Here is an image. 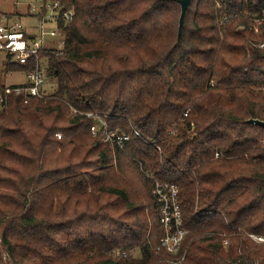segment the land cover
I'll return each mask as SVG.
<instances>
[{"label":"trees","instance_id":"1","mask_svg":"<svg viewBox=\"0 0 264 264\" xmlns=\"http://www.w3.org/2000/svg\"><path fill=\"white\" fill-rule=\"evenodd\" d=\"M41 1L71 20L39 53L54 90L0 109V264H264V0H191L178 37L177 0ZM154 180L178 188L176 255Z\"/></svg>","mask_w":264,"mask_h":264},{"label":"built area","instance_id":"2","mask_svg":"<svg viewBox=\"0 0 264 264\" xmlns=\"http://www.w3.org/2000/svg\"><path fill=\"white\" fill-rule=\"evenodd\" d=\"M29 15L35 16L37 22L35 33L26 32L20 20H10L0 11V68L9 64L25 65L29 60L34 61L31 70L24 73V80L20 83H5L0 90V109L4 108L12 95L21 96L26 103L34 97L47 95L44 86L47 76L45 58L40 52L48 49L59 50L64 42V36L59 31L60 17L67 23L71 20V12L63 11L58 2L41 1L38 5L28 6ZM264 13V12H263ZM51 23L52 26L47 25ZM257 31V29H255ZM60 38L59 46H54V40ZM257 46L264 47V38ZM96 120L90 126L91 135L100 137L114 147L122 149L135 138H140V132L133 126L129 131L109 129L102 116L86 113ZM58 138L60 135L57 136ZM148 177L151 178L150 175ZM178 188L174 184L154 180L152 195L159 204L160 223L163 236L159 239V247L170 255H176L180 249L185 231L181 228V214L177 200ZM252 238L264 242L261 237ZM183 257H174L171 264H181Z\"/></svg>","mask_w":264,"mask_h":264},{"label":"rangeland","instance_id":"3","mask_svg":"<svg viewBox=\"0 0 264 264\" xmlns=\"http://www.w3.org/2000/svg\"><path fill=\"white\" fill-rule=\"evenodd\" d=\"M41 0H0V11L5 14L7 18L13 20V13L17 18L14 20H20L22 25H24L26 32H34L29 26L36 24L37 20L35 16L29 15L28 6L29 5H38L40 4ZM7 12V13H5ZM12 12V13H9ZM20 14V15H19ZM53 24L49 23L47 26L50 27ZM60 38H56L54 40H49V42H53L54 46H59ZM1 71V68H0ZM5 83L12 84V83H19L24 80V74L20 72H11L5 75ZM55 88L54 80L49 77L47 74L44 92L46 94L51 93ZM136 254V253H135Z\"/></svg>","mask_w":264,"mask_h":264},{"label":"water","instance_id":"4","mask_svg":"<svg viewBox=\"0 0 264 264\" xmlns=\"http://www.w3.org/2000/svg\"><path fill=\"white\" fill-rule=\"evenodd\" d=\"M190 1L191 0H177V3L180 6V13H179V17H178V27H177V37L179 36L180 31L182 29L183 22H184V16H185V13L189 7ZM246 122L250 123V124L257 125V126L264 129V121H262V120L248 119Z\"/></svg>","mask_w":264,"mask_h":264},{"label":"crops","instance_id":"5","mask_svg":"<svg viewBox=\"0 0 264 264\" xmlns=\"http://www.w3.org/2000/svg\"><path fill=\"white\" fill-rule=\"evenodd\" d=\"M5 13H7V12H5ZM9 13H12V12H9ZM20 15V14H19ZM13 18H17L15 15H14V13H13ZM35 25L36 24H34V25H31V26H29V28L30 29H32L34 32H28L29 34H33V33H35ZM26 30V29H25ZM20 83V82H19Z\"/></svg>","mask_w":264,"mask_h":264}]
</instances>
